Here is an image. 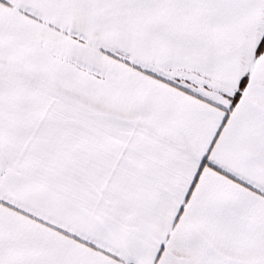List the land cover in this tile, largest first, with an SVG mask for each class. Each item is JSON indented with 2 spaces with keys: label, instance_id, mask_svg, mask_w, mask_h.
Here are the masks:
<instances>
[{
  "label": "snow or ice",
  "instance_id": "6c2138e0",
  "mask_svg": "<svg viewBox=\"0 0 264 264\" xmlns=\"http://www.w3.org/2000/svg\"><path fill=\"white\" fill-rule=\"evenodd\" d=\"M0 264H264V0H0Z\"/></svg>",
  "mask_w": 264,
  "mask_h": 264
}]
</instances>
